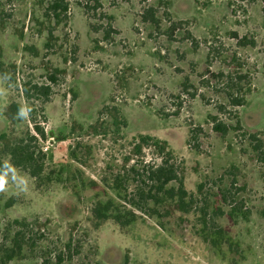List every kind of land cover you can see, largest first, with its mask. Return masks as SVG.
I'll return each instance as SVG.
<instances>
[{
  "label": "rangeland",
  "instance_id": "obj_1",
  "mask_svg": "<svg viewBox=\"0 0 264 264\" xmlns=\"http://www.w3.org/2000/svg\"><path fill=\"white\" fill-rule=\"evenodd\" d=\"M98 1L92 10V0H68L57 24L44 17L46 0H0V264L19 233L21 251L4 264H264V147L250 141L264 145L261 2ZM149 6L158 28L141 22ZM168 19L178 24L172 35ZM49 75V99L26 100L24 89L49 84ZM228 77L242 87L243 106L230 105ZM11 104L22 121L7 118ZM218 122L226 134L213 130ZM34 123L46 135L30 143L46 154L40 180L4 153L36 137ZM140 136L159 141L176 168L183 210L135 206L130 168L160 164L155 142ZM106 201L131 222L96 227L91 211Z\"/></svg>",
  "mask_w": 264,
  "mask_h": 264
},
{
  "label": "trees",
  "instance_id": "obj_2",
  "mask_svg": "<svg viewBox=\"0 0 264 264\" xmlns=\"http://www.w3.org/2000/svg\"><path fill=\"white\" fill-rule=\"evenodd\" d=\"M124 2H129L130 0H123ZM245 2L251 1H259L262 4V13L264 15V0H239ZM93 7L92 10H99L101 8V4L98 0H92ZM166 6L169 4L165 2ZM87 5L85 6V15L88 16L87 13ZM69 12V3L68 0H46V5L44 9V17L50 20H54L57 24L61 21L62 18H66ZM165 16H169V13H165ZM110 20V17H108ZM140 19L142 23L149 24L155 28H158L160 23V17L158 16V11L156 10L155 6L145 7L142 13L140 14ZM169 20V19H168ZM171 24V27L167 29V35H172L173 30L175 29L176 25L174 22L168 21ZM109 29L111 30L110 26ZM112 31V30H111ZM109 32H105V39L109 38ZM113 32V31H112ZM49 40L52 39V31L48 32ZM49 46V43L46 44ZM242 46H246V44H242ZM222 76V75H221ZM241 77H237L236 80H240ZM225 87L231 91L235 89L234 93L225 92V95L230 103L231 106L240 107L245 104L244 96L239 97V93L243 90L242 87L238 86L233 82L235 80L232 77L226 78ZM47 81L49 84L43 85H33L31 90L24 89V95L26 100H42L47 101L49 96L51 95V85L55 84L56 78L54 75L47 76ZM234 94V95H233ZM246 94V93H245ZM38 98V99H37ZM29 115H33V111L31 108H28ZM222 110V109H221ZM7 118L11 122H20L25 118V114L21 110V107L17 104H11L9 107V113L7 114ZM215 122V121H213ZM33 130L35 132V136L30 135L29 133L26 134V138L19 139L12 144L6 145L4 153L6 156L9 157L11 165L15 168L23 169L30 175L31 178L34 179H41V174L44 171V164L43 160L46 157V154L42 151L40 147H30L31 142H36L38 138L41 140L46 139L45 132L42 128H40L36 123H34ZM213 130L217 133L222 135L227 133L228 127L222 123H214ZM5 134L0 135V139H4ZM139 140L141 144L150 147V143L148 142H155V145L158 147V155L160 156V164H153L151 162L144 163L141 167V172H138L134 166L130 168L131 172L137 176V192H138V201L135 203V206L140 208V203L145 202H152L153 204H160L161 202L164 203H172L177 210L184 209V199L187 198V192L183 188V183L179 178L176 168L170 162V158L165 156L164 148L159 146L160 142L157 140H153L152 137L149 136H140ZM153 140V141H152ZM250 141H254L256 143V149L262 151L264 145L263 142L256 138L255 135L250 136ZM143 145L134 143V153L139 154ZM262 159L264 158V153H261ZM6 164L4 163L1 155H0V176L6 171ZM176 183L177 188H167L170 183ZM144 191V193H143ZM112 202H100L98 203L91 214H93L96 222V227H98L101 222H104L108 219L114 220L118 223L121 227L129 224L131 220H126L124 223L121 221V216L117 215L113 211ZM133 220V218H132ZM16 223V221H15ZM17 224V223H16ZM21 233L16 234L15 237V246L16 248L10 249L5 256V260L2 262L3 264L7 261L12 260L15 256H17L18 252L21 251V240L18 238ZM71 242V241H70ZM67 243L66 248L69 250L71 243ZM57 263H61L62 259L60 256H57Z\"/></svg>",
  "mask_w": 264,
  "mask_h": 264
},
{
  "label": "clouds",
  "instance_id": "obj_3",
  "mask_svg": "<svg viewBox=\"0 0 264 264\" xmlns=\"http://www.w3.org/2000/svg\"><path fill=\"white\" fill-rule=\"evenodd\" d=\"M0 183H2V182H0Z\"/></svg>",
  "mask_w": 264,
  "mask_h": 264
}]
</instances>
